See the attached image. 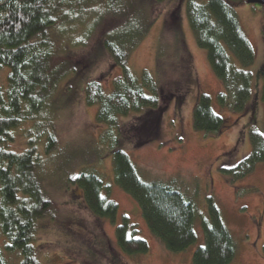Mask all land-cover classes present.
I'll list each match as a JSON object with an SVG mask.
<instances>
[{"label": "rangeland", "instance_id": "1", "mask_svg": "<svg viewBox=\"0 0 264 264\" xmlns=\"http://www.w3.org/2000/svg\"><path fill=\"white\" fill-rule=\"evenodd\" d=\"M124 6V14L108 11L106 3L98 13L88 8L54 29L56 52L67 55L69 61L36 116V121L43 122V129L52 128L57 138L49 154L43 150L45 136L38 137L36 143L38 174L53 204L38 221L35 232L40 263L191 264L195 248L203 244L200 218L207 216V200L212 198L234 242L235 255L229 264H264V162H258L235 183L220 172L222 165H235L250 153L251 127L264 136V7L250 3L234 6L255 52L253 63L243 67L252 74L250 102L246 112L237 115L218 104L222 82L213 73L206 51L195 42L183 1L128 0ZM149 20L145 36L128 51L127 66L138 78L143 70L151 73L162 92L171 95V101L167 97L162 100L157 138L135 145L143 139L130 127L135 114L120 118L121 137L123 150L141 179L169 183L193 202L197 240L181 252H171L158 241L137 202L115 183L108 154L112 139L107 137L106 126L96 120L97 106H89L84 100L88 81L99 82L108 93L113 80L121 75V68L102 45L107 29L112 27L110 33L115 37L127 34L133 38ZM176 26L179 36L174 35ZM232 60L237 64L235 58ZM6 74V69H0L2 89L6 87ZM200 93L211 97L214 111L228 122L219 134L204 135L192 127V109ZM179 95L183 96L181 106L175 104ZM31 123L23 122L12 131L13 139L6 144L9 149L22 152L27 148ZM81 170L96 172L109 188L102 195L118 205L114 223L94 215L84 203L82 190L70 181ZM123 215L129 220L128 235L144 239L147 252L128 255L117 246L114 232ZM3 244L0 236L2 249ZM3 251L10 264H19L18 252Z\"/></svg>", "mask_w": 264, "mask_h": 264}, {"label": "trees", "instance_id": "2", "mask_svg": "<svg viewBox=\"0 0 264 264\" xmlns=\"http://www.w3.org/2000/svg\"><path fill=\"white\" fill-rule=\"evenodd\" d=\"M127 1L0 0V69L7 70L6 87H0V236L5 251L19 253V264H41L34 245L35 232L38 221L53 206L38 174L36 143L38 137L45 136L43 150L49 154L56 147L57 138L52 128L43 129V122L36 121V116L68 67V56L56 52L54 29L88 8L98 13L105 3L108 11L122 14ZM178 1L185 4L195 42L206 51L213 73L222 82L223 90L217 94L219 106L237 115L245 113L251 98L252 74L243 67L253 63L255 52L234 9L245 0ZM148 25L150 20L133 38L127 34L115 37L110 33L112 27L107 29L102 45L113 63L121 68V75L113 80L108 93L99 82L88 81L84 100L89 106H97L96 120L106 126L107 137L112 139L108 154L112 157L115 183L137 202L143 220L158 241L171 252H181L197 240L193 202L169 183L141 179L123 150L121 137L120 118L135 114L130 127L134 134L143 137L135 145L139 147L157 138L162 100L167 97L171 101V95L162 92L151 73L143 70L138 78L127 66L129 49L145 36ZM175 28L174 35L179 36L178 26ZM261 99L264 102V81ZM182 102L183 96L179 95L175 104L181 106ZM23 122H32L33 131L27 133V148L17 152L6 144L13 139L12 131ZM227 126V120L212 108L211 97L200 93L192 109L193 129L204 135H216ZM249 139L251 151L247 156L235 165L220 167L231 183L248 175L258 162H264V136L251 127ZM70 181L82 190L84 203L94 215L115 222L118 205L102 195L109 188L96 172L81 170ZM128 221L123 215L115 227L117 246L128 255L147 252L144 239L128 235ZM200 227L204 240L195 248L191 264H229L235 255L234 242L212 198L207 200V216L200 218ZM3 249L0 246V264H10Z\"/></svg>", "mask_w": 264, "mask_h": 264}, {"label": "water", "instance_id": "3", "mask_svg": "<svg viewBox=\"0 0 264 264\" xmlns=\"http://www.w3.org/2000/svg\"><path fill=\"white\" fill-rule=\"evenodd\" d=\"M246 3L258 4L264 7V0H245Z\"/></svg>", "mask_w": 264, "mask_h": 264}]
</instances>
